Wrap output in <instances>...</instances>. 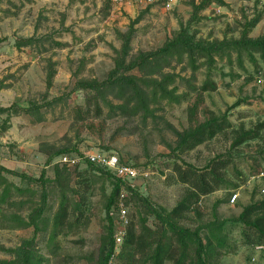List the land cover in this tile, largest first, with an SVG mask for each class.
Returning <instances> with one entry per match:
<instances>
[{
	"label": "rangeland",
	"instance_id": "374dc122",
	"mask_svg": "<svg viewBox=\"0 0 264 264\" xmlns=\"http://www.w3.org/2000/svg\"><path fill=\"white\" fill-rule=\"evenodd\" d=\"M189 1H182L171 10L162 9L160 2L150 6L129 2L120 9L112 4L107 6L106 0H3L0 3V105L16 103L27 106L30 103L44 104L57 96L62 98L61 102L52 103L47 108L41 121H33L25 113L12 115L9 127L0 135L1 165L35 177L44 168L47 178L44 183L29 182L1 171L0 192L4 182L27 190L22 194L12 190L9 199L14 202L12 204L0 202V260L12 258L8 250L33 236V226H21L13 219L26 220L34 208L43 206L42 215L36 220L40 226L36 247L49 264H97L101 236L106 226L104 204L111 188L110 180L92 176L95 181L85 193L83 206L87 222L78 229L59 233L54 239L51 229L60 192L52 180L54 164L62 163L58 162V156L45 165L47 150L77 147L80 154L73 153L81 156L77 170L86 167L84 154L96 150L114 152L123 160L135 163L149 173L147 178L136 180V188L158 210H170L183 195L185 186L176 180L170 168L173 154L169 146L174 136L168 128V123L178 129L188 125V101L183 97L180 102L160 99L155 104L151 103L150 107L155 109L146 120L142 119L140 112L132 115L130 107L123 113L117 111V115L106 118L109 108L103 106L100 118L76 122L71 107L82 104L88 94L77 89L79 79L103 80L113 67V47L119 48L121 44L115 30H127L131 20L140 15L134 25L136 32L131 53L158 48L174 34L179 22L186 23L190 17ZM223 1V5L210 4L192 22L190 29L196 32L197 38L237 37L243 17L250 18L259 13L261 18L250 35L254 37L264 33V0ZM35 31L37 35L50 33L67 45L41 54L29 47L15 46L17 37L29 36ZM49 62L54 63L55 74L50 87H47L46 67ZM164 71L178 73L195 86L205 79V66L193 70L185 61L173 63ZM212 79L216 81L217 89L203 94L204 106L216 113L228 112L235 128L239 125L249 128L264 122V60L258 52H244L242 65L235 54H232L231 62L226 59L216 61ZM190 87L185 80L180 81L176 94L181 96L188 90V99L192 101L195 92ZM107 98L114 103L121 102L111 94H107ZM237 100L239 105L229 107ZM44 110V107L40 108L41 112ZM4 116H0V122ZM262 132L260 137L237 147L231 146V132L220 134L181 156L202 166L218 154L230 153L234 163L226 170L225 176L238 184L235 191L239 193L237 203H220L216 207L213 206L216 199L228 197V188L202 197L200 214L188 213L182 225L194 228L198 224L239 213L241 205L248 202L251 190L262 183L257 177L258 172L264 170V130ZM76 180L77 176L73 174L72 181ZM43 190L47 192L44 203ZM139 211H135L132 202L129 204V218L133 214L136 219L146 215L144 209ZM147 224L154 228L160 221L155 215L148 214ZM224 231V241L234 250L222 251L218 255L215 252L211 256L213 260L220 264H264L263 251L256 252L252 245L240 244L238 226L227 225ZM200 235L206 244L209 241L215 243L208 230H201ZM253 257L256 260H252Z\"/></svg>",
	"mask_w": 264,
	"mask_h": 264
},
{
	"label": "trees",
	"instance_id": "16d2710c",
	"mask_svg": "<svg viewBox=\"0 0 264 264\" xmlns=\"http://www.w3.org/2000/svg\"><path fill=\"white\" fill-rule=\"evenodd\" d=\"M2 1L0 0V3ZM188 3L192 9L190 17L186 23L179 22V27L174 34L158 48L131 53V44L136 32L134 25L141 18L140 15L131 20L127 30H115V36L121 44L119 48L113 47L115 53L113 67L108 71L106 78L103 80L79 79L76 83L77 89L88 92L82 104H75L71 107L76 122L88 121L91 117L100 118L103 106L109 108L107 116H104L106 118L117 115V111L123 113L130 107L132 115L140 112L142 119L146 120L155 109L150 107L151 103L155 104L160 99L180 102L182 97L188 101L186 106L188 125L178 129L168 123V128L174 136L172 145L169 146L170 152L173 154L170 168L176 180L185 186L184 193L170 210L162 211L155 208L136 187L131 189L127 199L128 205L132 202L135 211L144 209L146 215H141L139 219H136L133 214L129 218L126 235L116 254H114L113 223L107 212L118 197L122 188L121 182L114 178L109 171L90 163L86 158V167L82 170H77L79 163L72 166L63 163L54 164L52 181L57 184L60 192L59 206L54 215L51 229V237L54 239L59 233L78 229L87 222L83 206L86 200L85 193L92 188L95 181L92 176L110 180L111 188L104 204L106 226L101 236L97 264H109L111 258L112 264H166L167 262L170 264H220L211 256L215 252L218 255L222 251L234 250V247L232 248L224 241L226 235L224 230L227 225H236L240 228L239 241L241 245L264 246V193L260 192V187L255 186L251 190L248 202L241 205L239 213L233 217L215 219L205 224H198L194 228L181 224L188 213L200 214L199 205L202 197L219 189L228 188V197L216 199L213 204L216 207L220 203H229L232 192L238 187L237 183L227 180L225 176L226 170L234 163L230 153L218 154L202 166L186 161L181 156L220 134L231 132V146L237 147L260 137L264 130V122L249 128L242 125L235 128L228 112L216 113L203 105V94L217 89V83L212 79L216 61L226 59L231 62L232 54H235L236 59L242 65L243 53H250V51L258 52L264 60V33L254 37L250 35L260 20L261 14L250 18L244 16L239 24L240 30L237 37L224 35L219 39L197 38L196 32L190 29L192 22L210 4L223 5L224 1L191 0ZM106 5L110 6L111 1L106 0ZM14 43L18 48L29 47L38 54L50 49L64 48L67 45L65 42L55 39L50 33L37 35L36 31L29 36L17 37ZM184 61L193 70L202 65L205 66V79L198 86L191 84V80L179 76L178 73L164 71V68L170 67L173 63L181 64ZM50 63L52 62L47 63L46 67L47 87H50L55 74L54 63ZM183 80L187 82L188 86H191V91L195 92L192 101L188 99L190 95L188 90L181 96L176 94L178 82ZM169 85L172 86L169 88ZM107 94L113 95L121 102L114 103L107 98ZM61 101L62 98L57 96L44 104L30 103L27 106H18L16 103H11L0 105V116L5 115L0 122V135L9 127L12 115L25 113L31 116L33 121H41L44 119V112L47 108L52 103ZM239 103L237 100L229 107L237 106ZM41 107L45 108L42 112L40 111ZM200 115H202L201 118ZM73 153L80 154L75 146L47 150L45 151V165H49L55 157ZM1 171L17 175L29 182H47L44 168L38 177L0 164V176ZM73 174L77 176L76 181H72ZM1 179L4 180V178ZM12 190L17 194H22L27 188H20L11 182H4L0 192L1 203H14L9 200ZM46 196L47 192L43 190V203L46 201ZM20 203L23 204L24 201H20ZM42 212L43 206H40L34 208L26 220L13 219L21 226H33V236L10 248L8 251L12 253V258L0 260V264H49V260L40 254L36 247V239L40 231L36 220L39 219ZM148 214L155 215L160 221L159 226L152 228L147 224ZM203 229L208 230L209 235L214 238V244L212 241L207 244L204 242L200 235V231Z\"/></svg>",
	"mask_w": 264,
	"mask_h": 264
},
{
	"label": "built area",
	"instance_id": "2783aa9c",
	"mask_svg": "<svg viewBox=\"0 0 264 264\" xmlns=\"http://www.w3.org/2000/svg\"><path fill=\"white\" fill-rule=\"evenodd\" d=\"M112 6L116 9L128 4L129 2H136L138 4L149 5L153 3L160 2L162 9L171 10L178 3L186 0H110ZM125 7V6H124ZM90 163L97 165L107 171H109L114 178L121 182L122 188L119 191L118 197L112 206L109 208L107 214L113 223V238L115 245L116 254L119 251V247L123 242V239L127 232V225L129 223V214H128V203L127 199L130 194V190L136 187L137 179H145L148 177L149 173L146 170L140 169L137 165L131 162L121 161L120 157L112 152H104L100 150L88 151L83 156ZM81 160V156L74 154H62L58 158V162L67 164L68 166L76 165ZM262 180L260 187V192L264 193V170H260L257 174ZM239 197L237 191L232 192L229 203L233 204ZM256 252L263 251V245L254 246ZM113 257V256H112ZM252 260H256L255 257ZM112 264V258L108 262Z\"/></svg>",
	"mask_w": 264,
	"mask_h": 264
}]
</instances>
